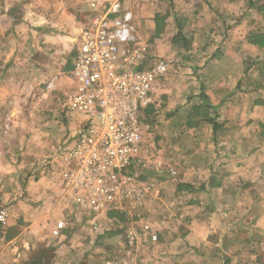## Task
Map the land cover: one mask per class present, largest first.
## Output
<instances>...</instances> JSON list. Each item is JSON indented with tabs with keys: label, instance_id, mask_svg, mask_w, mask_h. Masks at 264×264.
Segmentation results:
<instances>
[{
	"label": "crops",
	"instance_id": "1",
	"mask_svg": "<svg viewBox=\"0 0 264 264\" xmlns=\"http://www.w3.org/2000/svg\"><path fill=\"white\" fill-rule=\"evenodd\" d=\"M114 2L134 14L149 55L168 62V72L161 78L167 85L159 84L158 96H164L171 114L175 143L171 155L177 165L183 163L184 171H195L191 162L200 160L202 144H214L211 138L208 143L188 137L176 141L180 130L187 136L205 128L212 133L207 123L192 129L184 125L186 113L200 104L203 90L218 123L219 116L233 114L237 105L232 110L224 108L232 101H240L235 108L238 114L249 106L247 121L233 128L247 131L244 138L233 139L232 145L241 147L234 154V167L264 162V123L257 115L264 111V93L254 86L256 79L250 73L252 90H238L245 62L264 52L246 42L248 33L258 28L254 21L264 24L246 0H0V214L6 215L0 223V264H30L41 258L45 264H132L126 248L133 251L134 264H264V199L258 200L253 191L264 196L259 166L247 172V180L233 172L223 182L217 180L219 169H212L198 185L188 182L184 172L180 178L177 171L173 193L187 202L170 205L167 223L150 224L143 217L129 221L119 246L104 245L105 250L94 251L92 258L76 252L79 240L73 251L69 249L70 234L66 238L65 233L71 227L66 216L74 213L72 206L85 207L62 177L61 146L74 133L78 120L60 107L59 100L75 88L71 70L81 23ZM52 78L54 89L47 91ZM251 94L257 97L249 104ZM52 111L61 112L67 122L54 121ZM215 178L217 184L209 186ZM178 184L193 185L195 190L180 191ZM200 185L206 189H198ZM241 189L249 193L239 196ZM201 192L209 195L195 200ZM222 201L234 205H221ZM9 232L12 237L5 239ZM95 243L105 242L98 237Z\"/></svg>",
	"mask_w": 264,
	"mask_h": 264
},
{
	"label": "built area",
	"instance_id": "2",
	"mask_svg": "<svg viewBox=\"0 0 264 264\" xmlns=\"http://www.w3.org/2000/svg\"><path fill=\"white\" fill-rule=\"evenodd\" d=\"M168 67L142 46L134 14L120 2L79 27L71 70L75 88L63 99L78 122L61 146L62 177L92 215L93 229L99 227L97 218L126 201H139L148 190L131 166L145 148L148 127L141 111L153 102ZM45 89H54V78ZM5 216L1 212L0 223ZM156 238L151 234L152 241ZM132 245L130 240L129 249Z\"/></svg>",
	"mask_w": 264,
	"mask_h": 264
},
{
	"label": "rangeland",
	"instance_id": "3",
	"mask_svg": "<svg viewBox=\"0 0 264 264\" xmlns=\"http://www.w3.org/2000/svg\"><path fill=\"white\" fill-rule=\"evenodd\" d=\"M254 24L255 27H261V28L264 27L263 26L264 24H261L259 20H255ZM254 59L247 60L245 62V66H244L245 71L243 72V75L241 74V82L239 84L238 90L240 91L244 90L246 91V93L252 90L251 87L254 85L252 80L253 78L256 79L254 80L255 83L254 86L260 87V90H262V93H264V52H263V56L261 55L260 58L257 57ZM240 71H241V67H240ZM248 75L251 76L252 78L248 77ZM159 84L167 85V81L161 79L158 80L155 93L153 94V101L154 99L157 100L161 99L160 96H158L160 89ZM178 84L179 83H177V85ZM234 88H236V86ZM204 91L205 90H203V92ZM156 96L157 98H155ZM255 97H257L255 94H251L248 97L250 103L246 102L247 98H243V99L241 98L240 100L246 99L245 104L247 103L251 104ZM60 98H61L59 100L60 107L62 106V108L66 110L63 101L64 97H60ZM58 99L59 98L55 96L52 98L53 100L52 102L56 104ZM230 101L227 100L226 104H229ZM230 104L231 105L229 107L225 105L224 108L225 109L230 108L232 110L233 105L234 106L237 105L236 107L240 105V101L239 99H237V101L234 100ZM235 108L234 110H232L233 114L229 112L225 114V116L224 115L222 116L223 119H221L222 117L219 116L218 121L223 123L224 126L223 129L220 130L216 135L217 137L216 141L218 143L216 144V142H214V144L210 143L206 146L202 144V147L199 150V154L201 156L200 160L191 162V164H193L192 167L194 168L195 171H189V169L188 171L187 170L184 171L183 163L178 162L177 165V162L174 161L175 157L173 158V155H171L172 146H173L172 144H175L171 139L173 137L172 136L173 123L172 122L170 123V117H169L170 112L166 110V106L164 105V107L160 111L157 110L154 111L153 112L154 114H152V124L151 123L150 125L145 124L148 127L144 133L145 148L140 153L139 155L140 158L135 160V163H133L131 166L132 169L136 172L137 176L144 181L145 184L144 187L145 189L147 188L148 190L144 194L143 198H141L139 201H126L122 205V207L116 210L124 213V221L118 222V225L116 224L114 219H110L108 217L109 212L97 218L95 221L96 223H98L99 226L98 231L100 232H95L90 229L92 228V226L90 227V223L93 222V218L88 209L84 208V210H79L78 208L72 206L74 213L70 214L71 212H69L66 216V218H68L70 222L69 227H71L69 228L71 229V232L66 231L65 233L66 238L70 234L69 235L70 239L68 241V244L69 247L71 246V248L69 249L73 251L74 248L72 247L75 245V240H79L81 241V247L79 248L75 247L76 252H79L80 255L82 254L86 255L87 258H92L91 256L95 255L93 253L94 251H96V253H100L105 250L104 249L105 247L103 248L104 245L105 246L112 245V249L114 246H115L114 248L119 246L120 238L123 237L126 229V224L129 221L130 223H133L137 220L138 217H143L144 220L150 224L154 222L157 224H160V222L167 223L168 215L172 209L170 205H183L185 201L187 202V199L185 200V198L178 197L176 194L173 193V187L175 183L178 181V180L174 181L175 179H173V176L178 174L177 171H179V173L181 172V175L179 176L180 178L183 172L187 174L186 176L187 181L190 183L192 181H195L193 182V184L195 185H198L199 181L203 179V175L204 174L206 175L207 172H209L212 169L215 170L219 169L221 174H219L217 180H219L220 182L227 180L229 181V177L233 175L236 176L237 172L240 173L242 179L247 180V175H246L247 172L248 171L251 172L252 169H254L255 167L257 168L258 166L262 170V173L264 174V162L262 161V163L259 164L261 160H259V162L257 163H249V165L246 164L239 169L238 167H234L235 165L234 163L235 161L233 160L235 159L234 154L238 155L239 151L241 150V147L239 146L236 147L232 145L233 139L237 140L239 139V136L241 138H244L246 136L247 131L245 130V131L237 132L233 128L234 127L237 128L239 123L246 122L250 111L248 105L245 106V109L243 110V112H241V114H238ZM209 112L212 114V117L215 116L213 111L212 112L209 111ZM219 112H221V110ZM50 114H51L50 118H52L54 121L67 122L66 120L62 119L61 112L55 113L54 111H52ZM180 115L181 114L178 113V116ZM257 115L260 117L259 119H262V122L264 123V111L263 110L257 111ZM142 116L144 115L141 112V118ZM262 134H264V131L262 132ZM212 137H213V133L210 132V129H206V128L201 130L200 132L192 133L189 136L185 135V133L181 132L180 130V132H178L177 134L178 139L176 141H179L177 142L178 144L183 140H185V138H187L188 140L194 139L195 141L199 140L201 143L202 142L208 143L210 138H211L210 140L213 139ZM227 138L232 139V141L225 142ZM177 159H180L179 155L177 156ZM158 170L160 171L159 174L156 172ZM171 171H174L173 175ZM233 172L234 174L232 175ZM253 191L256 192V195H258L257 196L258 200L262 199L263 201L264 199V196H262L263 193L257 192L256 190ZM231 192L232 189L230 190V193ZM238 193H240L239 196L241 194H248L249 189H245V190L241 189L240 191H238ZM205 195L208 196L209 194L205 192L203 193L201 192L198 193L196 197L194 195V197L196 198L195 200L200 201L204 199ZM237 195L238 194H236V196ZM220 196L224 197L225 194H220ZM221 205H234V204L230 201L228 202L222 201ZM152 210L154 212H152ZM154 214H156L157 217H155ZM160 231H162V227L161 230H158V232H156L158 236L160 235L159 234ZM98 237H103L105 242L103 243V245H96L95 242L98 239ZM125 252L127 253L130 252L129 260L130 261L133 260L132 264H134L135 256L133 257L134 254L133 251H130L126 248ZM116 257H118L116 258V261H120L119 252H116ZM104 263L101 261L100 264H104Z\"/></svg>",
	"mask_w": 264,
	"mask_h": 264
},
{
	"label": "trees",
	"instance_id": "4",
	"mask_svg": "<svg viewBox=\"0 0 264 264\" xmlns=\"http://www.w3.org/2000/svg\"><path fill=\"white\" fill-rule=\"evenodd\" d=\"M248 3L249 8L254 9L257 14L261 17V19L264 21V0H246ZM246 42L250 45L256 46L258 48H264V32L261 27H258L248 33L246 36ZM160 100L154 99V101L149 104L147 107L142 109V113L144 116H142L141 121L144 124H152V114H154V111H160L164 107L165 103L164 102V96L160 97ZM199 98L201 100L200 104L193 105L191 109L189 110L188 113H186V116L184 118V125L188 129H192L194 127H197L198 124L200 123H207L211 125V130L213 133V141L216 142L217 140V133L223 129V123H218L216 121L215 116L212 117V114L209 111H214V107L212 106L210 100L208 97L205 95V93L202 91L199 95ZM171 114H169L170 116ZM215 115V113H214ZM217 184L216 178L211 179L209 182V186H214ZM178 189L180 191H194L195 187L193 185H183V184H178ZM198 189L203 190L206 189L205 185H200ZM108 217L110 219H114L116 224L118 225V222L124 221V213L116 210H112L108 213ZM10 237H5L11 238L13 234H10ZM44 251L40 252L41 255H44ZM42 259V258H41ZM41 259H34L33 262L30 264H45L42 262Z\"/></svg>",
	"mask_w": 264,
	"mask_h": 264
}]
</instances>
